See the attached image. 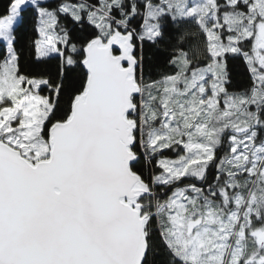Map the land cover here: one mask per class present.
<instances>
[{"label": "snow or ice", "instance_id": "snow-or-ice-1", "mask_svg": "<svg viewBox=\"0 0 264 264\" xmlns=\"http://www.w3.org/2000/svg\"><path fill=\"white\" fill-rule=\"evenodd\" d=\"M0 264H264V0H8Z\"/></svg>", "mask_w": 264, "mask_h": 264}, {"label": "trees", "instance_id": "trees-1", "mask_svg": "<svg viewBox=\"0 0 264 264\" xmlns=\"http://www.w3.org/2000/svg\"><path fill=\"white\" fill-rule=\"evenodd\" d=\"M8 0H0V11H3V9L7 6Z\"/></svg>", "mask_w": 264, "mask_h": 264}]
</instances>
